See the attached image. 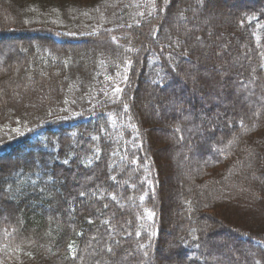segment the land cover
<instances>
[{"label": "trees", "instance_id": "1", "mask_svg": "<svg viewBox=\"0 0 264 264\" xmlns=\"http://www.w3.org/2000/svg\"><path fill=\"white\" fill-rule=\"evenodd\" d=\"M0 264H264V0H0Z\"/></svg>", "mask_w": 264, "mask_h": 264}, {"label": "rangeland", "instance_id": "2", "mask_svg": "<svg viewBox=\"0 0 264 264\" xmlns=\"http://www.w3.org/2000/svg\"><path fill=\"white\" fill-rule=\"evenodd\" d=\"M230 1H233V0H230ZM250 1H254V0H250ZM215 69L218 70V68H215ZM210 70H213V68H210ZM149 104H150V102H148V103H146V102H140V105L143 106L144 108L147 107ZM201 140H204V139H201ZM183 151H185V150H181V151L178 153V157H179V156H180V157H181V156H182V157H183V156L185 157V152H183ZM184 157H183V158H184ZM182 170H183V167H182ZM182 170H181V171H182ZM179 171H180V170H179ZM179 171L176 172V175H177V174L180 175V172H181V171H180V172H179ZM176 175H175V176H173V175L170 176L171 181H175V177H176ZM178 175H177V176H178ZM178 177H179V176H178ZM178 177H176V179H177ZM163 178H164V180H166V176H165V175H163ZM222 235H223V234H222ZM223 236H226V235H223Z\"/></svg>", "mask_w": 264, "mask_h": 264}, {"label": "snow or ice", "instance_id": "3", "mask_svg": "<svg viewBox=\"0 0 264 264\" xmlns=\"http://www.w3.org/2000/svg\"><path fill=\"white\" fill-rule=\"evenodd\" d=\"M116 91H117V92H119V91H120V89H119V88H117V89H116ZM109 251H111V249H109ZM73 255H75V252H73Z\"/></svg>", "mask_w": 264, "mask_h": 264}]
</instances>
